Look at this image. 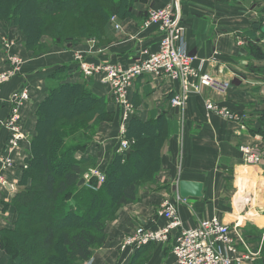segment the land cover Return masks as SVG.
Returning <instances> with one entry per match:
<instances>
[{"label":"crops","instance_id":"1","mask_svg":"<svg viewBox=\"0 0 264 264\" xmlns=\"http://www.w3.org/2000/svg\"><path fill=\"white\" fill-rule=\"evenodd\" d=\"M169 1L142 0L136 5V18L121 20L118 17L124 27L120 31L112 24L113 40L110 44L97 45L93 50L85 44L73 51L52 49L54 51L39 56L29 53L30 60L22 72L3 88L4 97L24 86L30 88L31 99L21 109L23 128L34 135L37 106L48 94L46 81L60 68H65L68 80L84 81L93 93L106 97L108 109L114 111L115 99L110 88L97 78L82 74L74 60V51H84L91 63L110 61L125 66L137 59L141 51H156L160 36L154 29L138 34L137 38L130 37L137 34L141 18L143 20L150 9L163 7ZM254 10L258 11L254 0L183 2L182 20L187 27L188 52L205 61L206 72L230 80L231 87L223 96L209 88L191 93L184 108H180L171 105V98L182 91L179 81L154 74H145L134 80L130 89L136 108L134 116L145 122L164 115L169 123V138L160 153L162 164L156 182L144 185L137 205H127L120 211L118 220L108 226V239L96 249L92 264H126L133 254L121 250V241L140 224L153 228L165 225L166 220L160 215L161 203L166 197L177 195L172 187L181 180L204 185L201 198L190 197L178 207L185 227L195 226L200 219L216 215L230 225L241 249L245 250L247 246L264 248V163L247 164L241 150L242 146H248L260 151L264 145L262 137L251 131L258 125L257 112L262 108L260 102L264 97V75L258 73L264 69V63L253 59L246 45L247 38L263 45L264 32L252 28L258 20ZM10 30L9 26L0 23V45L2 38L10 35ZM240 40L245 43L240 44ZM142 57L145 54L142 53ZM3 58L0 52V70L7 66ZM194 65L198 66L199 61ZM209 99L243 114V120L226 119L208 111L206 101ZM8 111V106L0 107V116H6ZM7 135L6 131L0 130L1 143L5 142ZM121 137L120 118L113 114L112 119L98 126L87 148L76 153V157L83 160L84 173L92 167L104 168L109 164L116 152H121ZM7 178L19 183L17 171H9ZM174 242L173 236L167 243L145 247L142 264H175L172 255ZM260 260L261 254L249 264H257Z\"/></svg>","mask_w":264,"mask_h":264},{"label":"trees","instance_id":"2","mask_svg":"<svg viewBox=\"0 0 264 264\" xmlns=\"http://www.w3.org/2000/svg\"><path fill=\"white\" fill-rule=\"evenodd\" d=\"M140 2L0 0V23L10 27L8 33L17 41L23 39L26 50L35 56L56 47L73 51L91 38L98 46L110 44V19L136 18ZM254 6L264 12V0H254ZM262 21L254 22L252 28L258 24L261 30ZM247 39L248 53L264 63L262 46ZM65 72L60 68L48 77V94L36 109L28 168L17 171L20 188L11 201L17 218L13 226L0 230L3 264H92L96 249L108 239L107 224L117 217L118 209L138 202L140 189L155 183L161 170L168 119L162 115L144 122L132 116L125 134L133 140L131 151L116 152L109 164L99 168L102 182L92 176L79 185L84 169L76 153L87 148L98 126L112 119L113 113L106 97L93 93L84 81L68 80ZM260 103L258 125L251 131L264 142V97ZM141 143L146 144L141 147ZM132 165L141 169L133 174ZM151 244L136 249L126 264H142V250ZM260 254L257 264H263L264 248Z\"/></svg>","mask_w":264,"mask_h":264},{"label":"built area","instance_id":"3","mask_svg":"<svg viewBox=\"0 0 264 264\" xmlns=\"http://www.w3.org/2000/svg\"><path fill=\"white\" fill-rule=\"evenodd\" d=\"M185 0H170L165 6L152 8L148 11L142 24L138 25V34L154 29L159 33L158 49L154 52L141 51L140 56L131 64L125 66L121 62L105 61L91 63L84 51H74V60L79 64L82 74L88 78H97L106 84L121 109L119 151L130 148L132 143L125 137L127 124L134 116L136 108L130 97V89L136 78L145 74L164 76L179 81L182 91L171 98L173 107L184 108L187 97L191 93H200L204 88L213 90L218 95H226L231 87L230 80L216 76L204 70L205 61L191 55L187 50V27L183 23L182 4ZM112 20L115 28L122 31L123 25ZM264 28V20L262 21ZM9 37V38H8ZM3 37L8 54V69L0 71V103L9 107L6 116H0V130L8 135L4 143L0 142V211L2 204L9 201V196L18 185L17 180H9L7 173L28 168L26 159L30 156L32 135L22 126L21 109L31 99L30 88L24 86L14 90L8 97L3 96V88L7 82L19 75L24 66L23 59L13 50L16 36ZM244 44V40L239 41ZM264 47V39L262 40ZM95 46L89 45L90 50ZM4 49V48H3ZM4 50V51H5ZM142 53L145 57H142ZM199 61V65L194 63ZM264 94V89H263ZM206 108L223 118L243 120V114L233 111L217 101L209 99ZM247 164L264 163V154L248 146L241 147ZM87 176H95L102 182L104 174L99 168H93ZM7 193V196H2ZM185 198L179 194L166 197L161 203L160 215L166 220L165 225L153 228L140 224L127 234L121 241L120 248L129 254L148 243H167L174 236L172 255L175 264H249L255 260L252 253L240 248V244L232 235L229 224L218 216L206 217L199 220L195 226L185 227L178 207ZM177 232V233H176ZM169 264V263H164Z\"/></svg>","mask_w":264,"mask_h":264},{"label":"rangeland","instance_id":"4","mask_svg":"<svg viewBox=\"0 0 264 264\" xmlns=\"http://www.w3.org/2000/svg\"><path fill=\"white\" fill-rule=\"evenodd\" d=\"M258 8V11H256V10H254V12L256 13L254 16L258 19V21H259V19L260 20H264V12H262L261 10H260V8L259 7H257ZM256 19V20H257ZM115 22H117V23H119V24H122L123 25V23L121 22V20H115ZM110 24H111V26H112V24H113V22H112V20H110ZM114 25V24H113ZM123 27H124V25H123ZM262 31H264V28H262ZM10 37H11V35H9ZM6 37H8V36H5V38ZM9 38V37H8ZM131 38V37H130ZM12 39H15V41H16V45H15V48L13 49L15 52H16V55H19L22 59H23V61H24V64L23 65H25L26 63H28L29 62V60H30V58H29V53H30V55L32 54L31 52H29V51H27L26 50V48H25V46H24V44H23V41L20 43V42H18L17 40H16V38H12ZM46 39H48L47 37H46ZM18 40H20L19 39V37H18ZM48 41H49V44H51V40L50 39H48ZM86 44H88V45H91V46H97V42H96V40H95V38H91V39H89L87 42H86ZM258 44V43H257ZM0 46H2V47H0V52H2L3 53V55H4V58H3V62L4 61H6V62H4V64H6L7 66H6V68H5V70H7L8 68V61L6 60V59H8V54H9V52H6V50H5V45L4 44H2L1 43V45ZM16 46H17V48H18V50L16 49ZM258 46H262V48H263V50H264V47H263V45H259L258 44ZM52 47H55V46H52ZM51 47V48H52ZM2 48H4V50H5V52L2 50ZM52 49H54V50H58V51H61L62 49H60V48H52ZM51 49V50H52ZM54 50H52V51H54ZM51 51V52H52ZM45 54H48V52L47 53H45ZM33 55V54H32ZM9 60V59H8ZM23 68H24V66H22V70H23ZM22 70H21V72H22ZM1 71V70H0ZM258 73H261V74H263L264 75V69L262 68V72L261 71H259ZM115 102V109H114V111H112V113L115 115V114H117L118 116H119V118H120V120H121V109H120V107L118 106V104L116 103V101H114ZM261 107V106H260ZM135 113H136V111H135ZM138 136H139V138H138V140H140V137H141V135L140 134H138ZM146 144V143H145ZM145 144L143 143H141L140 144V146L141 147H144L145 146ZM260 151H262L263 153H264V151L263 150H260ZM146 159H147V157H146ZM153 158H149V160H152ZM94 167H92V169H93ZM130 169H132L133 170V174H135V173H137L141 168L140 167H135V166H133L132 165V167H130ZM91 170V169H90ZM89 170V171H90ZM88 173L89 172H87V173H84V178H86L85 180H89L90 178H91V176H87L88 175ZM144 181H145V179L143 178V177H141ZM142 180V181H143ZM18 183V182H17ZM20 188V186H18L17 185V187L15 188V190L13 191V193L9 196V201H5L4 200V202H3V204H2V210L0 211V230L1 229H3L4 227H10V226H13V224H14V220H16V218H17V210H16V208L15 207H13L12 205H11V201H12V198H13V196H14V194L18 191V189ZM141 193H142V188L140 189V196H141ZM3 196H7V193H5V195H3ZM137 203L138 202H136L135 204L133 203V205H137ZM127 207L126 206H123V207H120L119 209H118V215H117V217L115 218V219H113L112 221H110L108 224H107V228H108V226H110L111 224H113V222H115V221H117L118 220V216H119V213H120V211H122V210H124V209H126ZM106 228V229H107ZM108 234V233H107ZM245 250H246V252H250V253H252L254 256H258L260 253H261V248H259V249H253V248H249L248 246L245 248ZM244 250V251H245ZM3 254V251L1 250V247H0V254ZM3 261H4V259H3V256L2 255H0V264H3Z\"/></svg>","mask_w":264,"mask_h":264},{"label":"water","instance_id":"5","mask_svg":"<svg viewBox=\"0 0 264 264\" xmlns=\"http://www.w3.org/2000/svg\"><path fill=\"white\" fill-rule=\"evenodd\" d=\"M256 29L260 28V25H255ZM262 29V28H261ZM128 152L131 151V148L127 150ZM85 178H82L79 182V185L85 183ZM203 188L204 185L202 182H195V181H188V180H181L177 184H174L172 187L173 193L179 194L182 198H201L203 196Z\"/></svg>","mask_w":264,"mask_h":264}]
</instances>
